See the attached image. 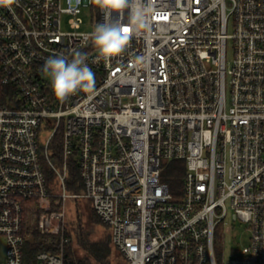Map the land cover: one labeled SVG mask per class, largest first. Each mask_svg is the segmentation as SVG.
Wrapping results in <instances>:
<instances>
[{
	"label": "built area",
	"instance_id": "1",
	"mask_svg": "<svg viewBox=\"0 0 264 264\" xmlns=\"http://www.w3.org/2000/svg\"><path fill=\"white\" fill-rule=\"evenodd\" d=\"M143 4L149 27L94 62L83 36L105 17L91 0H0L1 82L13 88L0 103V264H65L67 201L85 199L126 264H222L216 229L235 222L250 243L228 264H264V0ZM111 20L127 25L128 10ZM77 51L95 89L60 101L43 65ZM33 224L61 233L59 247L29 254Z\"/></svg>",
	"mask_w": 264,
	"mask_h": 264
},
{
	"label": "clouds",
	"instance_id": "2",
	"mask_svg": "<svg viewBox=\"0 0 264 264\" xmlns=\"http://www.w3.org/2000/svg\"><path fill=\"white\" fill-rule=\"evenodd\" d=\"M105 17V22L98 23L95 29L83 36L84 41L91 40L98 50L94 62L101 59L107 62L110 58L121 55L133 34L139 35L142 29L149 27L148 13L143 0H91ZM129 13L127 25L119 20L113 21V13ZM69 60L64 55L48 57L43 65V72L50 80L54 96L65 101L77 92L91 93L95 89V75L86 63V55L77 51Z\"/></svg>",
	"mask_w": 264,
	"mask_h": 264
},
{
	"label": "rangeland",
	"instance_id": "3",
	"mask_svg": "<svg viewBox=\"0 0 264 264\" xmlns=\"http://www.w3.org/2000/svg\"><path fill=\"white\" fill-rule=\"evenodd\" d=\"M70 17L71 15L68 13L62 14L61 19L63 30L72 29L70 26ZM80 17H82L84 21L80 29H92V15L89 6L82 7ZM228 30L231 32L232 27L229 26ZM227 56L228 59L233 57L232 39H229L227 43ZM171 186L172 191H180L182 189L181 182H172ZM90 206L92 205L89 199H85L76 203L74 201H67L66 228L71 233L70 244L77 251V254L82 258L86 255L82 247L78 245L79 231L82 230V227H84L85 230L90 231L89 237L93 240H97L108 234L110 235L109 227H107L101 220L93 223H87L92 217ZM250 236L251 230L245 222H235L234 224L230 225L229 223H219L216 229L215 239L223 254L222 264H228V260L235 249H242L244 246L248 245L250 243ZM5 246V237L0 235V258L4 255ZM109 259L110 264H126L124 257L114 246L111 247Z\"/></svg>",
	"mask_w": 264,
	"mask_h": 264
},
{
	"label": "trees",
	"instance_id": "4",
	"mask_svg": "<svg viewBox=\"0 0 264 264\" xmlns=\"http://www.w3.org/2000/svg\"><path fill=\"white\" fill-rule=\"evenodd\" d=\"M1 76L0 71V103L7 102L6 96L13 90V88L1 82ZM175 179L176 175L174 173L166 177V180L171 184ZM68 186L71 190L80 191L82 189V183L75 167L70 170ZM90 207L92 217L87 223L100 221L93 207ZM81 229L82 230L79 231L78 245L82 247L86 255L82 258L77 254V251L70 244L71 233L65 228V234L70 237L69 242L65 244V264H110L109 255L111 254L112 247L111 236L108 234L97 240H93L89 237L90 231L85 230L84 227ZM26 230L30 232V236L25 241V249L29 254L40 249L56 250L59 247L61 233L43 234L39 231L36 224L26 226ZM214 247H219L216 240L214 241Z\"/></svg>",
	"mask_w": 264,
	"mask_h": 264
}]
</instances>
